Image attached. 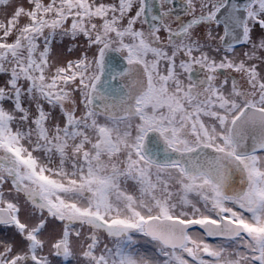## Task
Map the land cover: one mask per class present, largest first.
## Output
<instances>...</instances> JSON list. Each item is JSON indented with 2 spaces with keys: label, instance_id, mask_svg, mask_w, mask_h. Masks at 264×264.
<instances>
[{
  "label": "snow or ice",
  "instance_id": "obj_1",
  "mask_svg": "<svg viewBox=\"0 0 264 264\" xmlns=\"http://www.w3.org/2000/svg\"><path fill=\"white\" fill-rule=\"evenodd\" d=\"M0 264H264V0H0Z\"/></svg>",
  "mask_w": 264,
  "mask_h": 264
}]
</instances>
